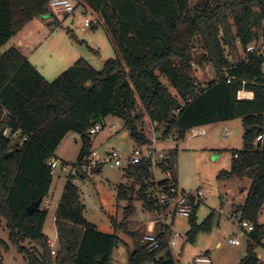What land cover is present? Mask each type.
Returning a JSON list of instances; mask_svg holds the SVG:
<instances>
[{"label": "trees", "instance_id": "trees-1", "mask_svg": "<svg viewBox=\"0 0 264 264\" xmlns=\"http://www.w3.org/2000/svg\"><path fill=\"white\" fill-rule=\"evenodd\" d=\"M50 1L0 0V46L32 20L52 13ZM76 1L87 14L103 21L114 49L115 56L101 71L80 58L48 81L17 48L0 53V221L9 232V244L2 241L0 245L5 249L13 246L28 264H111L120 239L115 233L99 231L84 218L79 191L73 184L75 178L87 176L78 173L66 178L54 216V258L42 230L47 209L40 205L32 215L27 213V207L40 197L44 204L53 179L47 163L56 158L55 151L65 136L72 132L80 138L81 150L74 163L79 166L91 151L89 130L97 118L120 119L134 143L144 149L150 144L149 121L162 126L164 143L169 135L183 141L193 127L241 119L244 149L233 154L237 157L230 172L222 175L250 182L244 203L233 214L254 227L238 264H257L256 249L264 248V225L257 222L264 207V56L257 51L247 53L246 48L259 37L264 41V0H199L193 6L190 0ZM231 27L245 57L230 65L218 32L223 29L227 39L232 37ZM196 37L202 38L216 62V75L205 87L192 78ZM242 90L252 92V99H238ZM143 118L146 128L140 124ZM6 128L17 134L12 136L17 138L13 146L12 137L3 136ZM259 135L262 140L255 143ZM162 168L171 170L167 155ZM124 173L132 184L119 186L117 196L131 201L135 185H141L150 173L145 163L130 165ZM137 198L152 210L145 202L144 186ZM131 208L129 204L125 212ZM195 210L186 233L191 243L209 221L197 225ZM111 221L113 228L122 227L115 218ZM135 243L128 264H177L164 243L153 251Z\"/></svg>", "mask_w": 264, "mask_h": 264}, {"label": "rangeland", "instance_id": "rangeland-1", "mask_svg": "<svg viewBox=\"0 0 264 264\" xmlns=\"http://www.w3.org/2000/svg\"><path fill=\"white\" fill-rule=\"evenodd\" d=\"M198 1L190 0V6ZM84 17L91 18L89 14L83 15L80 7H76L72 16L50 13L45 17L33 20V25L24 29L22 37L25 38L30 33L32 36L35 33L39 39L40 47L38 46L35 56L40 59L44 56L45 59L51 55L47 65L50 63L49 66L55 73L45 77L48 81L55 79L80 58L88 61L96 71H101L105 62L115 56L104 28L101 25H96L90 29L83 27L82 19ZM228 22L231 24V19H228ZM34 24H41L39 32ZM231 30L232 37L229 35L227 39L224 37L223 29L219 28L218 32L224 56L230 65L245 57V52L240 44L233 38L232 27ZM256 32L259 35L262 34L259 29H256ZM259 38L252 43L255 47L257 44L260 45ZM192 47V56L194 57L191 65L192 78L197 84L205 87L204 83L216 75V62L213 56H209L201 37L194 39ZM8 48H10V43L0 46V53ZM91 50L98 52V55L92 53ZM86 55L89 57L85 58ZM90 58L93 60L89 61ZM72 59L75 62L69 63L63 69L61 68L62 62H70ZM141 123L145 128L147 127L145 118L140 120ZM204 129L205 134L203 136L190 137L189 134H186L184 140L180 142H177L176 136H172L173 140L164 141V147L172 148L167 152V157L179 187L190 192L202 189L205 193L204 199L197 209L199 217L196 219L197 225L209 218L207 228L197 233L193 243L178 239L179 241L175 242L171 254L177 264H188L189 261L192 263L198 256L208 257L211 264H238L247 251L249 233L238 228L239 221L233 212L236 207L244 203L250 182L235 177H225L226 175L223 176L222 174L230 172L233 154L244 149V128L241 119H237L231 122L205 125ZM225 129L230 130V135L227 137L223 136ZM90 138L91 147L89 150H94L101 159L109 158L108 150H113L119 156H124L136 148L129 130L123 126V121L113 116L105 118L101 131ZM16 143L17 138L12 137L11 145ZM80 150V138L76 133L71 132L60 143L57 153L70 164L76 162ZM123 169L125 166L122 164L113 168L107 166L100 173L92 174L84 179L78 177V180L81 181L78 191L84 210V218L91 224L99 225L104 231L115 233L114 228L119 231L117 235L120 242L113 249L111 264H128V255L133 251L135 241H140L141 236L145 233L146 223L154 219L147 211L143 214V202L140 199L136 198L131 201L118 199V185L129 187L132 184V181L124 176ZM67 175V172L60 170L53 172L49 194L44 199V203L47 202L49 205L42 230L53 244V247L50 248L51 252H54L51 253L52 258L56 256L57 236L54 216ZM243 189L244 191H242ZM102 199L109 204L115 201L114 211L110 215L102 209ZM129 204L133 210L131 209V212L127 214L124 210ZM41 207H45L44 204L41 203ZM111 217L116 219L117 226L122 225V227L117 228L115 226L113 228ZM188 220L186 218L176 219L172 226L173 229L185 236L186 230L189 229ZM257 222L264 225V207L257 217ZM126 230L130 233L123 234ZM8 235L5 222L1 220L0 242L9 244ZM231 238L238 239L239 246L229 244ZM8 246L9 249H5L0 245V264H28L13 246ZM256 253L264 258V248L257 247Z\"/></svg>", "mask_w": 264, "mask_h": 264}, {"label": "built area", "instance_id": "built-area-1", "mask_svg": "<svg viewBox=\"0 0 264 264\" xmlns=\"http://www.w3.org/2000/svg\"><path fill=\"white\" fill-rule=\"evenodd\" d=\"M78 2L76 0H51L49 2V9L53 14L72 16ZM82 14L87 13L82 9ZM103 21L98 17L92 15L91 18L84 17L82 19V26L85 28H92L96 25L102 26ZM258 52L264 56V41L260 42V45H249L246 48L247 53ZM262 73L264 74V64L262 65ZM238 99L248 98V93L239 91L237 94ZM3 117L7 116L6 112H3ZM102 129V125L95 124L89 130V135L94 136ZM150 144L147 148L139 147L133 149L129 154L119 156L113 150H108V159H101L94 150H91L89 154L82 159V163L78 166L74 163H64L57 158L51 157L48 160V166L52 173L55 170L67 172L68 176L77 177L78 173L85 176H90L95 173L96 170L102 171L103 168L109 166L113 168L116 165L122 164L128 167L130 165H138L145 163L150 173L148 178H143L140 181V187L144 186L145 202L151 205L154 219L148 226L147 233L141 238V244L148 251L158 249L162 243L165 244L167 251L172 250L176 240L181 236L179 232L175 231L172 227V222L176 218L189 219L193 215V211L198 208L204 199L205 193L202 189H198L195 192L182 190L173 175L172 170H164L162 165L166 159L167 152L171 149L164 147L163 143V129L162 126L157 123L148 122ZM205 134L204 127H193L189 131L190 137L203 136ZM12 134L11 129L6 128L3 131L4 137L16 136ZM230 135V130L225 129L223 136ZM172 135H169L167 140H171ZM262 136L259 135L255 143L260 142ZM234 157H237L235 155ZM138 189V190H139ZM48 203H44V208L48 209ZM239 221L238 228L241 231L251 233L254 227L246 220H241L239 214H234ZM229 244L233 246H239V240L236 238L229 239ZM50 248L53 247L52 243H49ZM51 253H54L53 251ZM190 264H211L208 257H196ZM257 264H264V258L258 256Z\"/></svg>", "mask_w": 264, "mask_h": 264}, {"label": "crops", "instance_id": "crops-1", "mask_svg": "<svg viewBox=\"0 0 264 264\" xmlns=\"http://www.w3.org/2000/svg\"><path fill=\"white\" fill-rule=\"evenodd\" d=\"M80 9H82V8H80ZM37 19V18H36ZM35 20V19H34ZM33 20L31 21V22H29L17 35H15L8 43H10V47H15V48H17L27 59H28V61L41 73V75L45 78V77H49V76H51L52 74H54L55 73V71L54 70H52V68H51V66H49L50 65V63L47 65V63H48V61L50 62V60L49 59H51V55H48L45 59L42 57L41 59L38 57V56H35L34 54L36 53V51H37V49L40 47L39 46V39H37V35H35V33H33L32 34V36H30V34L27 36V37H22L21 35H23L22 33H23V31H24V29L26 28V27H28L29 25H33ZM34 25H36V24H34ZM33 27H35V26H33ZM40 27H41V24H37L36 25V30L39 32V30H40ZM27 38V39H26ZM41 44V43H40ZM111 44V43H110ZM39 46V47H38ZM92 51V53H95L96 55H98V52H96V51H94V50H91ZM85 58L86 57H89L88 55H86V56H84ZM40 59V60H39ZM89 61H92L93 59L92 58H90V59H88ZM73 62H75L74 61V59H72V61L70 60V62H68V61H64V62H62V64H61V68L63 69L64 67H67L68 66V64L70 63V64H72ZM49 67V68H48ZM57 72V71H56ZM56 74H58V73H56ZM61 74V73H60ZM59 74V75H60ZM58 75V76H59ZM47 80V79H46ZM242 91H244V92H246V93H248V98H246V99H252V97H253V93L252 92H247V91H245V90H242ZM237 130V129H236ZM64 140V139H63ZM62 140V141H63ZM59 148H60V145L58 146V148H57V150L55 151V157L57 158V159H59L60 161H62V162H64V163H68L69 161H67V160H65V159H63L62 157H60L59 155H58V151H59ZM167 149H172L171 147H166ZM70 164H72V163H70ZM123 172H124V169L122 170ZM125 174V173H124ZM124 176H126V175H124ZM175 177V176H174ZM82 179H84V178H82ZM175 180H176V178H175ZM176 182H177V180H176ZM73 184L79 189V187L81 186V181H79L78 180V178H75L74 179V181H73ZM178 184V183H177ZM119 186H121V185H118V187ZM179 186V185H178ZM51 187V186H50ZM118 187H117V189H118ZM181 188V187H180ZM138 189H139V184H136L135 185V188H134V190H135V193L133 194V195H131V199L132 200H134V199H136L137 198V192H138ZM182 190H184L183 188H181ZM50 190V189H49ZM185 191V190H184ZM49 194V193H48ZM102 202H103V206H102V209L107 213V214H111L113 211H114V204H115V201H112L110 204L108 203V202H104L103 201V199H102ZM143 202V201H142ZM146 203H142V209H143V211H144V213L143 214H145V212L147 211L148 213H149V215L151 216V217H153L154 218V216H153V212H152V210L150 209V208H148L146 205H145ZM108 205V206H107ZM199 207V206H198ZM132 210H133V208H131ZM197 209L198 208H196V210H195V219H198L199 217H198V212H197ZM125 211V210H124ZM125 213H127V212H125ZM176 219H181V218H176ZM176 219H174V221L172 222V226L175 224V220ZM153 221V219L152 220H149L147 223H146V225H145V233H147V230H148V226L150 225V223ZM196 222H197V220H196ZM188 223H189V229L188 230H186V232H185V236H183V235H181L178 239H183L184 241H187V238H186V233L190 230V221L188 220ZM55 224V223H54ZM95 225V224H94ZM96 227H97V229L99 230V231H101V232H103V233H106V234H114V233H112L111 231H104L102 228H100V226L99 225H95ZM114 232H115V234L117 235L118 234V232L119 231H117V229H115L114 228ZM130 233V232H129ZM128 232H127V230L126 231H124L123 232V234H129ZM144 233V234H145ZM118 236V235H117ZM56 238H57V236H56ZM141 238H142V236H141ZM141 238H140V241L138 242L140 245H141ZM120 239V238H119ZM177 239V240H178ZM176 240V241H177ZM182 240V241H183ZM179 241V240H178ZM181 241V240H180ZM48 242L49 243H52L51 241H49L48 240ZM136 245V243H134V246ZM133 246V250H134V247ZM182 249V248H181ZM162 253V252H161ZM159 254V256L158 257H162L163 255L162 254ZM163 253H166V251L164 250L163 251ZM171 253H172V250H171ZM112 254H113V251H112ZM112 256V255H111ZM196 257V256H195ZM199 257V256H198ZM241 259H242V257H241ZM240 259V260H241ZM240 262V261H239ZM149 264H151V263H149ZM188 264H190V261L188 262Z\"/></svg>", "mask_w": 264, "mask_h": 264}, {"label": "water", "instance_id": "water-1", "mask_svg": "<svg viewBox=\"0 0 264 264\" xmlns=\"http://www.w3.org/2000/svg\"><path fill=\"white\" fill-rule=\"evenodd\" d=\"M93 125L95 124H99L102 125L103 121L101 118H97L95 119L93 122ZM11 154V151H9L8 153L5 154V156ZM43 198L40 197L36 202H33L30 206L27 207V213L29 215H32L33 213H35L36 211H38L40 209V205L42 203Z\"/></svg>", "mask_w": 264, "mask_h": 264}]
</instances>
